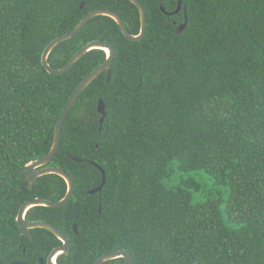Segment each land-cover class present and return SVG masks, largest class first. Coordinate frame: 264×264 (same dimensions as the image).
Segmentation results:
<instances>
[{
  "label": "trees",
  "instance_id": "trees-1",
  "mask_svg": "<svg viewBox=\"0 0 264 264\" xmlns=\"http://www.w3.org/2000/svg\"><path fill=\"white\" fill-rule=\"evenodd\" d=\"M139 1L148 17L143 40L99 16L51 52L49 64L60 69L104 42L115 50L113 75L107 83L103 73L79 97L49 164L71 176L73 197L60 208H32L26 219L71 241L59 264H93L121 250L133 264H264V0ZM180 1L178 15L161 9L173 13ZM99 9L140 34L129 0H0V264H41L63 245L44 229L25 236L18 215L29 200L67 195L55 174L30 190L25 171L50 153L70 98L107 53L92 50L61 75L47 71L43 54ZM100 168L106 184L92 195L103 183ZM177 173L186 177L172 186ZM194 193L204 201L194 204Z\"/></svg>",
  "mask_w": 264,
  "mask_h": 264
},
{
  "label": "water",
  "instance_id": "water-1",
  "mask_svg": "<svg viewBox=\"0 0 264 264\" xmlns=\"http://www.w3.org/2000/svg\"><path fill=\"white\" fill-rule=\"evenodd\" d=\"M131 1L138 9L140 12V17H141V32L139 35H133L127 28L126 24L124 23L123 19L121 16L112 10L109 9H99L95 10L91 13H89L79 24L78 26L70 33L65 34L56 40L52 41L47 48L45 49V52L43 54V65L47 69V71L50 74L53 75H61L66 72H68L70 69H72L75 64H77L88 52L95 50V49H101L104 50L107 53V60L106 62L97 68L95 71H93L76 89L72 97L70 98L65 110L62 113V116L60 117L58 124L56 126L55 130V139H54V144L53 147L50 151V153L43 159L38 160L36 162L31 163L26 171H25V179L29 185V189H33L35 183L37 180L41 177L55 174L61 176L68 185V192L67 195L65 196L64 199L58 202H53L50 200L42 199V198H37L34 200H29L25 204L22 205L19 215H18V223L20 228L23 231V234L29 238H33L31 231L35 229H44L47 230L51 233H53L59 240L63 242V246L58 247L54 249L48 259L45 257L40 258L41 264H44L47 262V264H56V260L61 256V255H68L71 252L72 249V244L70 240L62 233L60 232L55 226H53L50 223L47 222H30L26 219V215L28 211H30L32 208L35 207H49V208H60L62 206H65L66 204L69 203L71 198L74 195L75 191V183L71 176H69L64 170L60 168H53L49 167V164L53 161V159L56 157L57 152L59 150L60 144H61V138H62V129L64 126V123L66 119L68 118L70 112L76 105L79 97L83 94V92L86 91V89L103 73H107V83L111 81L112 75H113V69L112 65L114 63L115 59V50L113 47L109 44H106L101 41H94L85 46L83 49H81L71 60L70 62L63 68L60 69H55L49 64V56L51 52L61 43L66 42L75 36H77L83 29L84 27L94 18L99 17V16H108L113 18L118 25L120 26L122 32L124 35L131 41H141L145 38L147 29H148V17H147V12L142 5V3L139 0H129ZM84 7V4L81 5V8ZM162 11L165 12L167 15L170 16H175L178 15L181 10H182V1L179 2L178 9L173 12V13H167L165 11V8L162 6L161 7ZM175 25L177 24L176 22L174 23ZM188 25V18L186 17V21L183 24H180L177 27V33L180 34L182 33ZM98 111L102 115L101 118V127L104 125V122L107 117V112H106V105L103 100H100L99 105H98ZM102 130V128H101ZM76 161H81L79 159H75ZM100 171L103 174V183L96 188L95 190H92L90 193L92 195L96 194L97 192H100L104 185L106 184V172L103 168H100ZM75 233H78V227L75 225L74 227ZM119 258L125 259V264H133V256L130 252L126 250H121V251H116V252H111L108 254H105L102 256L98 261H96L93 264H106L107 262H110L112 260H116ZM12 264H26V263H20V262H14Z\"/></svg>",
  "mask_w": 264,
  "mask_h": 264
},
{
  "label": "rangeland",
  "instance_id": "rangeland-1",
  "mask_svg": "<svg viewBox=\"0 0 264 264\" xmlns=\"http://www.w3.org/2000/svg\"><path fill=\"white\" fill-rule=\"evenodd\" d=\"M182 177L184 178V177H186V175H184V174L180 175L179 173L175 174L172 177L171 185L175 186V185L179 184V182L182 179ZM199 179L201 181H203L207 185V187L209 189L213 188V180L208 178L206 175L200 177ZM204 199H205L204 196L202 194H200V193H194L193 194V203L194 204H199L200 202L204 201Z\"/></svg>",
  "mask_w": 264,
  "mask_h": 264
},
{
  "label": "flooded vegetation",
  "instance_id": "flooded-vegetation-1",
  "mask_svg": "<svg viewBox=\"0 0 264 264\" xmlns=\"http://www.w3.org/2000/svg\"><path fill=\"white\" fill-rule=\"evenodd\" d=\"M177 25V24H176ZM48 223V222H47ZM61 241V240H60ZM62 242V241H61ZM71 242V241H70ZM63 243V242H62ZM63 246V245H62ZM61 247V246H60ZM70 254V253H69ZM68 254V255H69ZM50 256V255H49ZM48 256V257H49ZM65 256H67V255H65ZM48 257L46 258V259H48ZM42 258V257H41ZM59 259V258H58ZM58 259L55 261L56 262V264H59V261H58ZM41 260V259H40ZM66 262L68 261V260H65ZM44 264H47V262H45Z\"/></svg>",
  "mask_w": 264,
  "mask_h": 264
}]
</instances>
